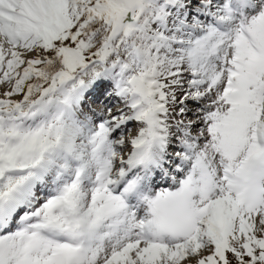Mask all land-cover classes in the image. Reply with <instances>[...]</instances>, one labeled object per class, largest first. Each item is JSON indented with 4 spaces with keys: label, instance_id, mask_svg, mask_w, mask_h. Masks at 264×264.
Masks as SVG:
<instances>
[{
    "label": "snow or ice",
    "instance_id": "6c2138e0",
    "mask_svg": "<svg viewBox=\"0 0 264 264\" xmlns=\"http://www.w3.org/2000/svg\"><path fill=\"white\" fill-rule=\"evenodd\" d=\"M0 264H264V0H0Z\"/></svg>",
    "mask_w": 264,
    "mask_h": 264
}]
</instances>
